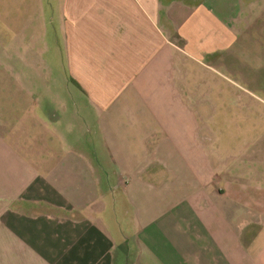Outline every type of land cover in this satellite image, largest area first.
<instances>
[{
  "label": "crops",
  "instance_id": "obj_1",
  "mask_svg": "<svg viewBox=\"0 0 264 264\" xmlns=\"http://www.w3.org/2000/svg\"><path fill=\"white\" fill-rule=\"evenodd\" d=\"M258 1L46 0L67 97L84 109L67 111L71 140L62 114L48 109L37 120L52 124L53 148L89 139L100 151L92 160L41 155L31 162L44 168L31 174L3 170L0 196L9 177L22 203L0 206V264H252L262 177L227 165L262 163L264 151L220 156L216 172L215 152L200 151L192 70L210 67L200 58L259 42ZM260 251L253 264H264Z\"/></svg>",
  "mask_w": 264,
  "mask_h": 264
},
{
  "label": "rangeland",
  "instance_id": "obj_2",
  "mask_svg": "<svg viewBox=\"0 0 264 264\" xmlns=\"http://www.w3.org/2000/svg\"><path fill=\"white\" fill-rule=\"evenodd\" d=\"M43 1L45 3L38 0H0V176L3 170L7 175L15 171L23 175L39 172L44 166L33 164L31 159L41 155L80 153L92 160L100 151L95 148V141L89 142V139L80 146L58 145L53 148L48 145L54 135L52 124H42L37 120V116L48 109L62 114L60 128L66 139L71 140L67 111L84 109L67 97L61 53L55 54L58 38L51 26L49 11L52 5ZM258 2L260 5L264 3L263 0ZM260 24H263L264 31V20ZM263 33L255 35L259 42L257 40L254 44L247 41L240 49L216 53L209 59L200 58L199 63L210 67L192 70L197 94L200 151L209 149L215 152V158H211L212 167L219 174L220 156L238 158L245 152L264 151V147L260 148L264 146ZM69 89L72 96L76 94L73 87L69 86ZM201 160L200 154V172ZM238 160L234 159L235 163L227 165V170L250 177L256 168L262 177L258 189H263L261 193H264V160L262 163L252 162L250 158ZM92 165V172L98 173L96 164ZM6 185L7 190L0 196V206L15 209L22 203L21 195L16 191L13 179L8 177ZM258 189L250 191L259 195ZM234 215L236 213H231ZM120 222L121 229L127 232V223ZM112 225L116 227L114 223ZM113 226L112 233L116 234ZM257 237L256 244L254 239L247 242L248 261L252 264L261 262L264 229Z\"/></svg>",
  "mask_w": 264,
  "mask_h": 264
}]
</instances>
